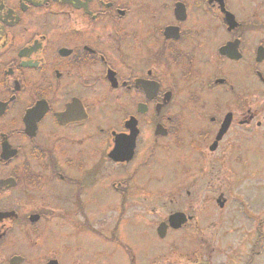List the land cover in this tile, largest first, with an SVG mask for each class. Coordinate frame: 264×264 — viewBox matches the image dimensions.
Instances as JSON below:
<instances>
[{
    "label": "flooded vegetation",
    "instance_id": "obj_1",
    "mask_svg": "<svg viewBox=\"0 0 264 264\" xmlns=\"http://www.w3.org/2000/svg\"><path fill=\"white\" fill-rule=\"evenodd\" d=\"M263 111L264 0H0V264L83 236L135 264L147 228L207 241L232 192L252 223L221 264H264V167H238Z\"/></svg>",
    "mask_w": 264,
    "mask_h": 264
},
{
    "label": "rangeland",
    "instance_id": "obj_2",
    "mask_svg": "<svg viewBox=\"0 0 264 264\" xmlns=\"http://www.w3.org/2000/svg\"><path fill=\"white\" fill-rule=\"evenodd\" d=\"M243 82L247 87H260L253 75L246 69L245 65L242 67ZM262 89V88H261ZM260 89V94H261ZM261 99V98H260ZM264 115V111L260 113V117ZM264 126V125H263ZM250 148H243L241 150L244 158V165H239L241 170L244 171H259L261 167H264V138L260 137L249 138L245 140ZM235 152L232 153V157ZM235 173V165L231 161L227 165V175ZM245 177V176H244ZM246 179V177H245ZM236 193L231 194L230 205L221 212V216L218 217V208L213 212V218L216 223L223 224L218 231L211 230L205 232L206 240H202L198 237L203 231H195L194 244L190 245H176L171 246L170 240L179 237V234H170L165 239L157 237L154 231L149 228L142 231L141 241H129L131 250L136 254L138 258L135 259V264H207L208 258H211L213 264H221L225 255L234 257V247L237 245L238 236L235 233L236 226L243 222L244 226L250 222V218H246L242 213L244 208L234 198ZM211 207H208L203 213L211 212ZM47 233L53 234L56 238L67 239L64 229L60 225L51 224ZM247 226L244 230L246 232ZM139 233V231H136ZM126 234L128 232L125 231ZM121 235H125L121 230ZM132 235V234H131ZM49 236H45L42 242V248H46L48 245L47 239ZM86 236L79 242L71 241H56L52 244L55 249L61 251V262L63 264H72V261H76L80 264H91L93 261L95 264H130V259L127 258L125 251L116 245L110 243H104L98 239L97 241H91L88 238L85 241ZM244 251L243 258H246L249 254V246L246 241L243 240ZM233 249V252L231 251ZM259 260L264 262V252L260 254ZM230 260L224 259V264H228ZM76 264V263H75Z\"/></svg>",
    "mask_w": 264,
    "mask_h": 264
},
{
    "label": "water",
    "instance_id": "obj_3",
    "mask_svg": "<svg viewBox=\"0 0 264 264\" xmlns=\"http://www.w3.org/2000/svg\"><path fill=\"white\" fill-rule=\"evenodd\" d=\"M228 21H229V20H228ZM224 129H225V127L223 128V130L220 131V133H219L218 136L221 135V133L224 131ZM179 216H183V215H182L181 213L173 214V215L170 217V221L175 220V219L178 218ZM159 231H160V229H159ZM160 236H162V235L160 234Z\"/></svg>",
    "mask_w": 264,
    "mask_h": 264
}]
</instances>
